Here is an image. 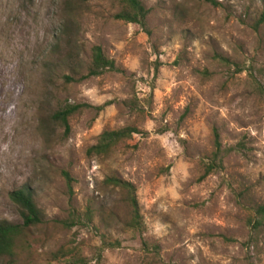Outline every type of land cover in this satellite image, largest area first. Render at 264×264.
I'll return each instance as SVG.
<instances>
[{
  "label": "rangeland",
  "instance_id": "rangeland-1",
  "mask_svg": "<svg viewBox=\"0 0 264 264\" xmlns=\"http://www.w3.org/2000/svg\"><path fill=\"white\" fill-rule=\"evenodd\" d=\"M140 1L147 30L118 0H0V221L22 224L23 186L42 211L0 264H264V0ZM95 46L119 71L87 76ZM68 103L87 106L65 135ZM124 127L140 133L87 156ZM214 129L245 148L203 178ZM110 176L135 185L140 231Z\"/></svg>",
  "mask_w": 264,
  "mask_h": 264
},
{
  "label": "trees",
  "instance_id": "trees-1",
  "mask_svg": "<svg viewBox=\"0 0 264 264\" xmlns=\"http://www.w3.org/2000/svg\"><path fill=\"white\" fill-rule=\"evenodd\" d=\"M124 4V10L115 15V19L139 25L142 29L147 30V17L149 11L140 0H118ZM212 1V0H207ZM258 25L264 24V7L257 22ZM119 71L116 63L108 59L101 46H95L92 52V64L89 68L88 77L101 76L106 72ZM71 80L69 77H65ZM264 94V91H263ZM87 105L82 104H66L60 108L52 119L55 123L61 124L65 130V135L71 131L70 118ZM139 130L134 127H124L118 130L104 131L98 138L96 144L87 150V156L95 158H109L117 150V148L130 140L133 135L139 134ZM240 145L233 149H224L221 143V136L217 129H214V152L211 158L204 165V175L206 178L213 173L220 171L223 168L224 157L232 150L242 151ZM69 191L72 192V182H74L71 175L63 171ZM106 184L114 189L120 191L125 196L126 203L131 209V219L126 227L133 231H140L143 223L140 214V205L137 197V190L133 183L116 176H110L106 179ZM12 202L21 209L23 222L21 225L13 224L8 221H0V256H12L16 247V241L26 228L36 226L42 222V211L37 206L35 200V193L30 187L23 186L10 193ZM258 211L264 216V206L259 207ZM88 222H92V211L87 207L85 213ZM79 221L80 216L77 215ZM119 244V243H118ZM114 244H112L113 246ZM70 264H82V258L76 260L73 256Z\"/></svg>",
  "mask_w": 264,
  "mask_h": 264
}]
</instances>
